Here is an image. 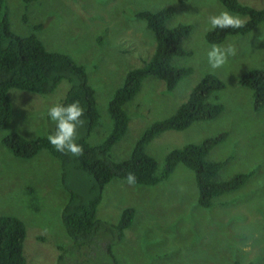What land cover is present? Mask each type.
<instances>
[{
  "label": "rangeland",
  "instance_id": "rangeland-1",
  "mask_svg": "<svg viewBox=\"0 0 264 264\" xmlns=\"http://www.w3.org/2000/svg\"><path fill=\"white\" fill-rule=\"evenodd\" d=\"M239 2L264 8V0ZM5 6L15 33L26 34L31 26L42 24L34 34L48 50L83 65L89 83L105 103L125 74L144 67L153 54L154 36L135 14L173 6L175 15L167 26H193L182 42L191 55L175 58L173 66H190L193 73L170 92L160 80L148 77L143 81L139 93L125 106L128 131L112 148L111 156L117 163L127 159L142 133L173 115L203 75L213 73L226 83L216 101L223 106L220 116L182 132L160 134L145 151L156 160L160 173L172 149L200 144L226 132V140L207 156L210 162L224 163L217 180L239 173L249 177L239 189L213 199L208 208L198 205L194 174L183 165L154 187L130 186L126 180L114 179L105 187L97 218L116 224L124 209L135 210L124 239L112 247L117 264H264V110L255 112L250 90L238 84L242 74L264 66V41L259 40L264 24L250 35L219 44L233 47L235 55L223 67L212 69L207 56L211 45L203 36L210 30L208 18L226 10L219 0H40L27 10L21 0H5ZM25 13L26 25L22 21ZM68 87L64 81L47 96L11 90L12 121L0 130V215L15 216L24 223L27 264H56L58 248H70L62 223L69 194L62 185L64 169L59 160L45 150L28 160L17 158L2 138L10 129L29 138L48 134L55 124L48 109L62 102ZM110 128L109 119L102 118L90 142L104 139Z\"/></svg>",
  "mask_w": 264,
  "mask_h": 264
},
{
  "label": "trees",
  "instance_id": "trees-1",
  "mask_svg": "<svg viewBox=\"0 0 264 264\" xmlns=\"http://www.w3.org/2000/svg\"><path fill=\"white\" fill-rule=\"evenodd\" d=\"M28 6L40 0H21ZM184 3L188 0H177ZM224 8L245 17V26L240 29H215L204 34L207 44H222L231 37L250 35L264 24V8L256 9L239 0H219ZM175 15V8L164 7L156 12L139 11L135 17L143 21L153 34L155 47L147 64L129 70L108 103L97 96L89 83L86 68L59 51L48 50L34 34L43 25H33L26 34H18L11 28L5 0H0V130H5L12 121L13 108L9 98L11 90H20L38 95H51L64 81L68 82L60 105L79 101L84 108V125L78 129L76 143L83 147V155L60 153L48 142L47 137L56 130L51 126L48 134L29 138L10 129L4 132L2 143L13 156L24 160L38 156L45 150L61 162L64 169L63 188L69 198L62 210V223L70 240L69 249L58 248L56 264H117L116 244L124 239L131 226L135 210L126 208L116 224L97 218L105 187L114 179L126 180L134 173L138 186L154 187L168 180L179 166L191 170L195 177L197 203L208 208L216 197L239 189L249 177L239 173L226 180H217L223 162H210L207 156L223 140L227 133L207 138L200 144L191 143L172 149L164 158L158 173V163L149 156L145 147L160 134L168 131L182 132L198 122L215 120L223 112L218 93L226 88L225 81L213 73H205L192 87L188 98L168 118L159 120L147 128L136 140L129 157L119 163L111 156L112 148L127 134L129 113L125 110L142 88L143 81L150 77L164 83L166 91H172L184 78L193 73L190 66H173L174 59L191 55L182 47L184 39L192 33L191 24H178L170 28L167 22ZM23 23L27 24L26 13ZM238 84L250 90L255 112L264 110V66L242 74ZM216 94V97L214 96ZM214 99V100H213ZM111 122L109 133L97 143L90 142L102 118ZM264 128V127H263ZM76 185L73 186V183ZM26 237L24 223L15 216L0 215V264H27L23 246ZM71 251V254L67 253ZM72 256V258L70 257Z\"/></svg>",
  "mask_w": 264,
  "mask_h": 264
},
{
  "label": "clouds",
  "instance_id": "clouds-1",
  "mask_svg": "<svg viewBox=\"0 0 264 264\" xmlns=\"http://www.w3.org/2000/svg\"><path fill=\"white\" fill-rule=\"evenodd\" d=\"M210 30L215 29H240L245 26L246 21L238 15H233L228 11H222L218 15H213L208 18ZM259 40L264 41V34L259 37ZM235 55V49L231 46L224 48L213 43L207 53L208 63L212 69L223 67L228 57ZM48 116L56 125V130L53 134L48 135L47 140L50 145L60 153H71L74 156L83 155V147L76 143L78 138V129L84 125L82 117L85 114L84 108L79 101H75L66 106L56 104L48 109ZM126 182L130 186L137 184V178L134 173H128Z\"/></svg>",
  "mask_w": 264,
  "mask_h": 264
}]
</instances>
